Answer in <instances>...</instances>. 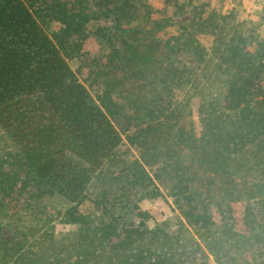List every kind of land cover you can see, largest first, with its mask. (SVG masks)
Instances as JSON below:
<instances>
[{"label": "trees", "instance_id": "16d2710c", "mask_svg": "<svg viewBox=\"0 0 264 264\" xmlns=\"http://www.w3.org/2000/svg\"><path fill=\"white\" fill-rule=\"evenodd\" d=\"M147 2L0 0V264H264V36L213 6L147 37ZM32 187L75 239L4 232Z\"/></svg>", "mask_w": 264, "mask_h": 264}, {"label": "rangeland", "instance_id": "374dc122", "mask_svg": "<svg viewBox=\"0 0 264 264\" xmlns=\"http://www.w3.org/2000/svg\"><path fill=\"white\" fill-rule=\"evenodd\" d=\"M188 5V11L182 15L174 14L172 8L165 5V0H148V23H146L147 30H150L151 36L172 35L176 32L179 24L186 19L192 18L197 11H206L213 6L222 8H232L239 17L246 22V28L251 31L258 32L259 35L264 36V0H185ZM57 30V24L51 22L45 27V31L51 35V32ZM87 55L89 57H97L108 52L107 45L104 41L89 35L87 39ZM83 57H77L67 60V63L72 71H75ZM91 93H93L91 91ZM14 149L0 130V159H5L10 162L9 154L13 153ZM7 164V163H4ZM14 165L7 164L5 169L13 170ZM161 191L166 194V188L160 186ZM36 188H28L27 191L13 198L16 199L17 208L23 213L20 219L13 221V219H2L1 224L3 230H10L16 226L21 225H39L43 230H48L52 227L58 239L73 240L76 238V228L73 226L62 224L59 219L51 222V218L55 214H61L68 204L58 196H45L42 199L35 197ZM169 200V199H167ZM163 208L162 215L165 218H171L173 213L170 212V205L166 203L153 204L149 209L153 214L159 216L161 214L160 208ZM236 210L241 209L240 203L233 204ZM49 226V227H48ZM210 264H214L210 261Z\"/></svg>", "mask_w": 264, "mask_h": 264}]
</instances>
